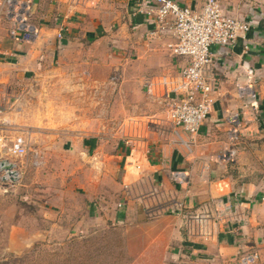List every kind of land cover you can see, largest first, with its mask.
Instances as JSON below:
<instances>
[{"label": "crops", "instance_id": "crops-1", "mask_svg": "<svg viewBox=\"0 0 264 264\" xmlns=\"http://www.w3.org/2000/svg\"><path fill=\"white\" fill-rule=\"evenodd\" d=\"M15 1H31V16L20 26L23 16L10 17L0 0V64L17 63L40 81L55 76L67 84L77 77L98 95L106 82L111 87L105 108L98 100L83 101L82 109L96 112L79 116L78 135L71 112L78 103L64 105L69 111L63 120L71 123L63 134L68 151L82 159L71 172L79 176L81 192L70 197L88 200L89 208L98 205L96 215L124 226L128 249H160L157 264H166L177 249L237 264L242 249L264 243V0H218L224 14L248 22L250 31L232 47L212 48L208 76L216 103L196 136L172 126L158 85L163 78L177 80L185 61L169 50L171 31L140 13L133 0ZM176 1L199 9L205 0ZM77 88L71 84L68 91ZM229 118L238 126L233 143ZM110 159L118 164L113 176L107 175L114 169L105 161ZM108 201L113 208L105 214ZM47 217L56 219L52 212Z\"/></svg>", "mask_w": 264, "mask_h": 264}, {"label": "rangeland", "instance_id": "rangeland-1", "mask_svg": "<svg viewBox=\"0 0 264 264\" xmlns=\"http://www.w3.org/2000/svg\"><path fill=\"white\" fill-rule=\"evenodd\" d=\"M17 66V63L0 64V138L5 146L0 163L7 161L16 172L13 180L5 181V172L0 171V264H157L160 249H128L124 226L113 227L112 220L96 215L98 205L89 208L88 200L84 199L87 204L84 207L78 198L70 197L72 192H81L75 185L79 176L71 172L82 159L72 157L68 151L70 142L63 134L71 123L63 120L69 111L64 105L78 103V110L71 111L76 114L72 115L73 127L78 123L73 133L78 135L82 132L79 116L86 118L96 112L82 109L83 101L98 100L101 109L105 108L111 94L109 83L104 85L105 92L98 95L93 89L80 86L77 77L68 79L67 84L53 80L55 76L51 80L41 77L40 81L34 71L22 72ZM71 84L78 87L74 93L68 91ZM103 113L111 120V111L104 109ZM95 129L91 127L92 131ZM18 137L26 145L25 154L19 158L9 152ZM111 150L105 148L108 153ZM105 161L114 168L108 169L107 175L113 176L118 169L116 160ZM70 186L73 190L68 194L66 189ZM50 197L58 198L55 205L48 204ZM112 208V203L105 204V214ZM51 212L55 220L47 217ZM76 225L80 229L71 236ZM177 250L166 264H223L220 259L192 255L187 249ZM242 250L238 259L249 254L256 257L254 264H264V243L258 249Z\"/></svg>", "mask_w": 264, "mask_h": 264}, {"label": "built area", "instance_id": "built-area-1", "mask_svg": "<svg viewBox=\"0 0 264 264\" xmlns=\"http://www.w3.org/2000/svg\"><path fill=\"white\" fill-rule=\"evenodd\" d=\"M133 1L140 13L154 16L158 24L171 31L174 43L169 46V50L173 56L183 58L185 66L177 80L171 82L163 78L158 85L167 98L172 126L186 134L199 135L216 103L214 87L208 76L212 48L234 46L240 38L247 36L250 24L224 14L218 0H205L199 9L181 6L176 0ZM3 3L10 17L16 12L23 16L19 24L24 26L25 19L31 16L28 11L31 1L18 3L15 0H4ZM28 30L20 31L30 35ZM32 32L35 33L34 30ZM146 85L149 89L151 82L147 81ZM228 121L233 127L228 133L233 143L238 138L234 130L238 126L235 120L229 118ZM4 148V141L0 138V155ZM25 149V142L18 137L12 142L9 152L12 157L19 158L25 154ZM254 263L256 257L246 254L238 259L237 264Z\"/></svg>", "mask_w": 264, "mask_h": 264}, {"label": "water", "instance_id": "water-1", "mask_svg": "<svg viewBox=\"0 0 264 264\" xmlns=\"http://www.w3.org/2000/svg\"><path fill=\"white\" fill-rule=\"evenodd\" d=\"M0 171L5 172V177L3 180H13V177L16 176V172L14 171V165L8 163L7 161H3L0 163Z\"/></svg>", "mask_w": 264, "mask_h": 264}]
</instances>
